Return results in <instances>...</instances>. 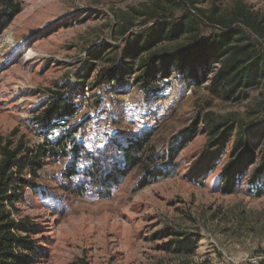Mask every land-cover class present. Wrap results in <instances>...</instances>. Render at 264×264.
I'll return each mask as SVG.
<instances>
[{
	"label": "rangeland",
	"instance_id": "1",
	"mask_svg": "<svg viewBox=\"0 0 264 264\" xmlns=\"http://www.w3.org/2000/svg\"><path fill=\"white\" fill-rule=\"evenodd\" d=\"M21 1L23 11L0 37V166L7 153L35 154L75 127L73 139L83 155L71 179L64 177L71 157L47 156L38 178L23 174L34 187L14 207L4 203L20 235L27 234L40 250L35 264H264V192L248 190L256 165L232 194L222 192L231 144L214 167L196 173L192 167L208 141L204 117L259 121L264 81L239 102L214 95L209 81L195 85L176 75L160 83L159 98L150 101L134 85L120 94L93 87L110 65L112 47L122 45L124 28L139 32L157 20L200 15L198 9L230 15L239 1L264 19V0ZM209 26L204 34L218 29ZM90 69L87 107L85 87L77 92L74 117L51 129L38 124L52 99L72 98L76 74ZM128 95L133 106L120 113ZM197 122L198 136L169 162L171 139ZM143 134L150 135L144 163L105 195L92 173L112 165L111 141L125 145ZM252 144L261 152L264 132H255ZM153 166L171 173L142 188ZM259 187L264 189V178Z\"/></svg>",
	"mask_w": 264,
	"mask_h": 264
},
{
	"label": "trees",
	"instance_id": "2",
	"mask_svg": "<svg viewBox=\"0 0 264 264\" xmlns=\"http://www.w3.org/2000/svg\"><path fill=\"white\" fill-rule=\"evenodd\" d=\"M22 11L21 0L0 1V37ZM198 12L200 15L186 13L175 20L154 21L139 32L124 28L121 31L122 45L112 47L110 65L98 73L94 89L106 87L109 93L120 94L126 87L134 85L150 101L159 98L162 92L159 84L176 75L195 85L209 81L208 89L225 101L245 100L248 92L257 89L264 81V19L243 1L237 3L230 15H220L217 9L209 14L204 9H198ZM209 25L218 29L204 34V27ZM91 65L94 68L95 64ZM91 72L90 69L86 75L77 73L75 95L70 99L56 95L38 118V124L51 129L74 117L78 113L75 105L77 92L84 91ZM255 114L262 115V118L246 122L210 113L203 119L208 141L192 165L193 172L217 165L231 144L229 160L222 170V192L225 194H232L240 187L253 165L256 167L249 177L248 190L253 192L256 187L255 192L259 196L264 192L259 187L264 178V145L258 152L252 144L254 133L264 132V111L260 109ZM200 122L183 129L171 139L167 151L169 162H174L198 136ZM77 132L75 127L55 140L46 141L48 148L40 146L35 154L29 151L23 157L20 152L7 153L4 157L0 166V264H35V256L40 250L34 248V242L27 234L20 235V229L11 219L10 212L5 210L4 203L14 207L23 191L34 187L23 174L29 172L38 178L47 156L71 157L64 177L71 179L76 176L77 164L83 156L80 145H76V139H73ZM149 141V134L134 135L125 145L117 139L111 141L114 152L112 165L97 174L92 173L105 195H109L114 186L144 163ZM149 160L153 161L152 158ZM170 173L153 166L147 169L141 186L144 188Z\"/></svg>",
	"mask_w": 264,
	"mask_h": 264
},
{
	"label": "built area",
	"instance_id": "3",
	"mask_svg": "<svg viewBox=\"0 0 264 264\" xmlns=\"http://www.w3.org/2000/svg\"><path fill=\"white\" fill-rule=\"evenodd\" d=\"M86 90H87V93H85V95H84V101H83V103H84V108L87 107V105H88V99H89V97H90V95H89V91H88V90H89V87H86ZM132 106H133V101H132V98L130 97V95L124 97V99H123V101H122V104H121V106H120V108H119L120 113L127 111V110L130 109ZM111 125H112V123H111V122H108L107 125H106V127H107V128H110ZM88 131H89V130H88Z\"/></svg>",
	"mask_w": 264,
	"mask_h": 264
}]
</instances>
